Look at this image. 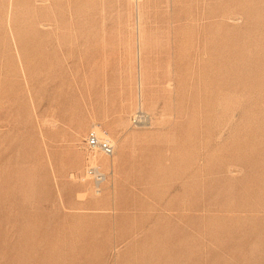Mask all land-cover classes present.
Masks as SVG:
<instances>
[{
	"label": "rangeland",
	"instance_id": "374dc122",
	"mask_svg": "<svg viewBox=\"0 0 264 264\" xmlns=\"http://www.w3.org/2000/svg\"><path fill=\"white\" fill-rule=\"evenodd\" d=\"M0 264H264V0H0Z\"/></svg>",
	"mask_w": 264,
	"mask_h": 264
},
{
	"label": "built area",
	"instance_id": "2783aa9c",
	"mask_svg": "<svg viewBox=\"0 0 264 264\" xmlns=\"http://www.w3.org/2000/svg\"><path fill=\"white\" fill-rule=\"evenodd\" d=\"M131 122L134 126L145 125L149 122L148 115L139 108L133 115ZM83 147L86 152V163L82 174L83 180H89L95 195H100L102 186L112 172L109 164L99 163L98 158L110 159L115 153V143L109 133L98 125H92L83 138Z\"/></svg>",
	"mask_w": 264,
	"mask_h": 264
},
{
	"label": "bare ground",
	"instance_id": "6f19581e",
	"mask_svg": "<svg viewBox=\"0 0 264 264\" xmlns=\"http://www.w3.org/2000/svg\"><path fill=\"white\" fill-rule=\"evenodd\" d=\"M43 1H45V0H43ZM48 1V0H47ZM219 1V0H218ZM220 1H222V0H220ZM41 2V1H40ZM205 2V1H204ZM203 2V3H204ZM44 3V2H43ZM203 3H202V5H203ZM229 6V5H228ZM220 8V7H219ZM181 12V11H180ZM177 13H178V11H177ZM140 106V105H139ZM76 158V157H75ZM104 159V158H103ZM106 160V159H105ZM106 162V161H105ZM231 202V201H230ZM260 233V232H259Z\"/></svg>",
	"mask_w": 264,
	"mask_h": 264
}]
</instances>
